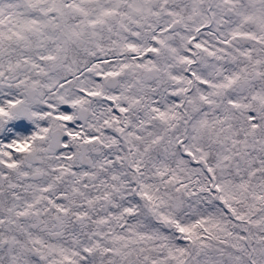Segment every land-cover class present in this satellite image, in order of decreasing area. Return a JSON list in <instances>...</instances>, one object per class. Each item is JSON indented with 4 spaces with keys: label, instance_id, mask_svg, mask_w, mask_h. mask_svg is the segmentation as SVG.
I'll return each mask as SVG.
<instances>
[{
    "label": "snow or ice",
    "instance_id": "snow-or-ice-1",
    "mask_svg": "<svg viewBox=\"0 0 264 264\" xmlns=\"http://www.w3.org/2000/svg\"><path fill=\"white\" fill-rule=\"evenodd\" d=\"M0 264H264V0H0Z\"/></svg>",
    "mask_w": 264,
    "mask_h": 264
}]
</instances>
